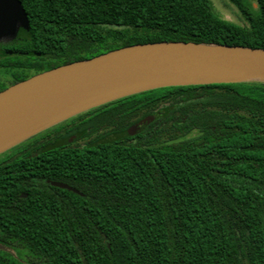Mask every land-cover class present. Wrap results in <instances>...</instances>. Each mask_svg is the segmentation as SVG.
<instances>
[{"label":"trees","instance_id":"trees-1","mask_svg":"<svg viewBox=\"0 0 264 264\" xmlns=\"http://www.w3.org/2000/svg\"><path fill=\"white\" fill-rule=\"evenodd\" d=\"M20 1L17 82L141 43L264 49V0H229L241 23L212 0ZM0 237L29 254L0 264H264V81L138 93L6 151Z\"/></svg>","mask_w":264,"mask_h":264},{"label":"water","instance_id":"water-1","mask_svg":"<svg viewBox=\"0 0 264 264\" xmlns=\"http://www.w3.org/2000/svg\"><path fill=\"white\" fill-rule=\"evenodd\" d=\"M29 30L20 0H0V42ZM264 81V49L196 42L141 43L68 63L0 92V155L79 114L170 86ZM148 120L132 127L140 131ZM50 184L83 195L72 186ZM26 196V195H24Z\"/></svg>","mask_w":264,"mask_h":264},{"label":"flooded vegetation","instance_id":"flooded-vegetation-1","mask_svg":"<svg viewBox=\"0 0 264 264\" xmlns=\"http://www.w3.org/2000/svg\"><path fill=\"white\" fill-rule=\"evenodd\" d=\"M16 39L10 42H0V92L5 90L6 88L18 83L17 80L22 71V63H21V52L16 48ZM91 141L87 139H82L78 142V146L87 147L90 146ZM49 179H39L37 184L42 186L43 183H47L49 185ZM61 182V181H60ZM53 186V185H52ZM76 189V188H75ZM82 193V192H81ZM27 194H22V197ZM1 239V237H0ZM2 241V240H0ZM0 250L8 255H12L13 257L19 259L20 261H28L29 254L26 251H21L20 249L12 248L10 245H6L0 243Z\"/></svg>","mask_w":264,"mask_h":264},{"label":"rangeland","instance_id":"rangeland-1","mask_svg":"<svg viewBox=\"0 0 264 264\" xmlns=\"http://www.w3.org/2000/svg\"><path fill=\"white\" fill-rule=\"evenodd\" d=\"M254 1V0H251ZM217 13L227 20L241 23L242 17L239 9L229 0H212Z\"/></svg>","mask_w":264,"mask_h":264}]
</instances>
